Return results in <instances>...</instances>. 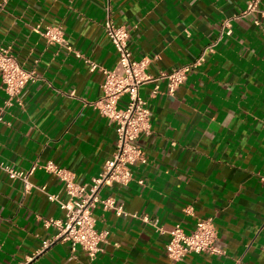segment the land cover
Returning a JSON list of instances; mask_svg holds the SVG:
<instances>
[{
  "label": "crops",
  "instance_id": "obj_1",
  "mask_svg": "<svg viewBox=\"0 0 264 264\" xmlns=\"http://www.w3.org/2000/svg\"><path fill=\"white\" fill-rule=\"evenodd\" d=\"M246 5L0 0V46H11L25 68L39 73L10 105L0 74V160L20 170L52 160L77 183L92 182L116 146V123L91 105L104 80L92 63L111 69L118 61L103 27L107 16L129 29V47L137 57L150 56L157 74L194 62L221 34L224 20ZM50 25L63 26L70 49L48 44L36 29ZM153 87H141L153 128L141 138L147 162L133 166L128 184L106 185L100 193L121 200L126 214L94 208L97 228L108 231L97 256L81 246L74 250L71 241L57 238L58 227L45 226L44 218H65L46 193L67 199L56 175L37 168L27 188L0 168V264H264V22L233 21V33L224 34L174 95L165 81L156 96ZM188 205L194 214L185 213ZM209 217L224 253L171 260L170 231L177 224L192 230L198 218Z\"/></svg>",
  "mask_w": 264,
  "mask_h": 264
},
{
  "label": "built area",
  "instance_id": "obj_2",
  "mask_svg": "<svg viewBox=\"0 0 264 264\" xmlns=\"http://www.w3.org/2000/svg\"><path fill=\"white\" fill-rule=\"evenodd\" d=\"M262 0H247L244 9L228 17L223 22L221 34L208 42L200 56L192 63L169 71L161 70L153 73L149 65L152 61L148 55L137 57L129 47L130 31L124 26H118L108 15L104 22V31L111 40L118 61L114 68H106L92 63V68L100 67L104 80L102 96L91 103L93 108L116 123V146L112 156L106 161L104 169L93 178L92 182L80 184L75 181L72 171L49 160L44 164L35 163L29 170H20L0 160V168L11 178L26 182L27 188L32 185L28 178L35 169L42 168L56 175L62 182L67 199L57 193L46 192L45 186H38L45 191L48 198L56 201L65 212V218H44L45 226L54 225L59 228L57 238L69 240L75 250L81 246L90 258H95L103 249V243L108 241V231L97 228L94 208L99 204L104 210H112L117 215L126 214L124 203L114 196L102 198L100 193L104 186L113 183L128 184L133 179V166L139 162H147V156L141 138L153 132L151 110L148 101L141 93V87L153 83L152 95L159 93L160 84L166 82V91L174 95L178 87L186 80L193 67L201 64L209 52L215 51L224 34L233 33V21L252 17L256 24L264 22V7ZM48 44H57L70 49L65 38L62 25H50L44 29L36 28ZM78 55H81L78 53ZM0 74L2 86L8 96L6 105L20 101L22 89L39 78L36 69L25 68L14 54L11 46H0ZM0 111V121H2ZM143 183V180L139 181ZM185 213L194 214V207L188 205ZM144 220L150 222L148 216ZM171 239L166 246L168 256L173 261H182L192 254H223L224 250L217 244L218 231L212 218H198L192 230H187L183 224H177L170 231ZM45 242L41 252L48 247ZM26 264V263H23Z\"/></svg>",
  "mask_w": 264,
  "mask_h": 264
}]
</instances>
